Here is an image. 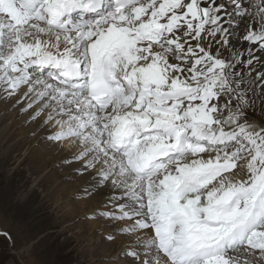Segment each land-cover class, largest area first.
I'll use <instances>...</instances> for the list:
<instances>
[{"label": "snow or ice", "instance_id": "snow-or-ice-1", "mask_svg": "<svg viewBox=\"0 0 264 264\" xmlns=\"http://www.w3.org/2000/svg\"><path fill=\"white\" fill-rule=\"evenodd\" d=\"M230 4L0 0V92L99 165L134 264H264V0Z\"/></svg>", "mask_w": 264, "mask_h": 264}, {"label": "rangeland", "instance_id": "rangeland-1", "mask_svg": "<svg viewBox=\"0 0 264 264\" xmlns=\"http://www.w3.org/2000/svg\"><path fill=\"white\" fill-rule=\"evenodd\" d=\"M10 98L11 101L0 92V264H134L133 258L126 255L125 251L134 243L135 236L119 231L125 226V221H117L100 214L110 208L90 209L95 211L96 217L89 215L84 210V205H81L75 216L66 213V208H58L60 205H72L75 201L89 200L97 188H101H92L91 184L87 189L81 190V193L72 192L67 196V189L59 187L61 182L65 186L69 182L77 184L94 172V169L84 167L83 160L75 159L81 150L73 149L78 140L50 139L58 128L53 122H44L47 112L32 119L40 104L22 111L29 102L19 97L17 101L20 102L14 105L12 97ZM18 120L19 129L21 127L24 130L22 123L28 131H23L25 135H15L4 145L2 139L7 135L6 131L15 129L12 124ZM47 144L53 150L51 155L54 160L44 165L43 169L37 170V173L32 167L35 163L39 166L43 162L39 152L48 151L50 147ZM8 151L11 154L6 158ZM50 169H58V176L45 180L44 176ZM96 184L97 182L94 183ZM85 190L91 194L86 195ZM60 191L66 195L59 199L55 194ZM81 210L84 211L80 213ZM98 217L106 219L103 226L105 229L99 233L94 232L87 223V220H97ZM4 233L8 234L7 237ZM110 235L114 239H108ZM117 237H123V240L130 242L125 247H113L112 254H109L111 250H105L98 245L100 239L112 244Z\"/></svg>", "mask_w": 264, "mask_h": 264}, {"label": "bare ground", "instance_id": "bare-ground-1", "mask_svg": "<svg viewBox=\"0 0 264 264\" xmlns=\"http://www.w3.org/2000/svg\"><path fill=\"white\" fill-rule=\"evenodd\" d=\"M225 1L227 3H225ZM218 2H223L225 5H227V7L229 8V11H232V8H231V4H230V0H218ZM253 2V0H245V3L246 4H251ZM258 2V0H257ZM235 19L239 22L240 21V18L239 17H235ZM244 28V24L241 23L240 24V27L239 28H234L233 31L237 34L236 37H233V40L232 42L237 44L238 47H248L247 43H243L241 44V42L239 41L238 37H239V34L240 32L243 30ZM258 56H261V57H264V52H258L257 53ZM258 68H260V66H258ZM261 70H264V68H261ZM255 75V73H253V76ZM26 91V88H21L19 90V92H17L15 95L12 96V100H13V103L14 105H16L18 102H17V99L19 97H22L24 96V92ZM2 95V94H1ZM10 101H11V98H9ZM27 100V103L29 102V99L28 98H24ZM9 101V100H8ZM20 101V100H19ZM5 102V100H4ZM7 104V103H6ZM5 105V104H4ZM9 106V105H8ZM37 108V106H36ZM15 115H17V113L14 112ZM45 115H47V113H45ZM12 116V115H11ZM16 117V116H14ZM250 118H254L256 120L259 119V117H257L255 114L253 113H250L249 114V119ZM7 119V118H6ZM19 120L18 121H14L13 124H12V128L16 127L15 129H9L8 131H6L7 135L5 137H3V143L4 145L8 144L9 143V140H11L15 135H19L20 133L25 135L24 132H27L28 130L26 129V127L21 123V126L22 128L24 127V130L19 129ZM42 123V122H41ZM54 123V122H53ZM11 124V123H10ZM9 124V125H10ZM38 124H35V126H37ZM35 129V127H34ZM6 130V129H5ZM24 131V132H23ZM2 133V132H0ZM45 132H43L44 134ZM69 140V139H68ZM1 142V141H0ZM68 143V142H67ZM16 144V143H15ZM14 144V145H15ZM19 144V143H18ZM14 145L12 146V149H14ZM46 145V144H45ZM53 144H51L52 146ZM79 141L74 145L73 149L75 150H80L81 149V146H79ZM48 146V144H47ZM6 147V146H5ZM50 147V146H48ZM49 150L48 151H40L39 152V157L42 159V163L41 165L37 166L36 163L35 165L32 167L33 171L37 172V170H41L43 169L44 165L46 164H49V162H53V156L51 155V153L53 152L52 148H48ZM11 154V151H8L7 154H6V158H8V156ZM34 155V153H33ZM69 154H67L68 156ZM36 162V161H35ZM99 169V165H97L96 169H94L91 174V176H87L86 178H84L82 181H80L79 183L75 184V183H67V186L65 185H62V182L59 183V187L61 186L64 187V189L67 191V196L68 194H71L72 192H75V193H78L79 192L81 193V190H84L85 188L87 189L89 186L88 185H91L95 182H97V170ZM58 169H50V171L48 172V174H46V176H44V179L45 180H50L49 178L51 176H53V178H55V176L57 177L58 176ZM38 173V172H37ZM7 175V174H6ZM71 175V174H70ZM74 175V174H72ZM93 175V176H92ZM85 181V182H84ZM44 184V183H43ZM57 194H55L57 197L56 198H59L66 195V193L64 194L63 191H60V192H56ZM49 194V193H48ZM113 191L108 188V187H101V188H97V190L95 191V194L93 196L90 197L89 200H85L83 202H80V201H75V203H73L72 205L70 204H67V205H60L58 208H62V210H64V208H66L64 211L66 213H69L71 214L72 216H75L78 212H79V208L81 207V205H84V210L87 212L88 211V214L91 215V216H95L96 213H94L95 211H90V209H95V210H104V208L106 209H109L110 208V205H109V198L111 196H113ZM115 195H121V193L119 192H116ZM51 197V196H50ZM84 200V199H83ZM86 202V203H85ZM52 203V202H51ZM107 206V207H106ZM89 208V209H88ZM84 210H81L80 213H82ZM62 212V211H61ZM96 217V216H95ZM106 219L105 218H101V217H98L97 220H87V223H89L91 225V228L94 229V232H103V230L105 229L104 224L106 223L105 221ZM129 221H125V223H128ZM84 223V222H83ZM121 225V224H119ZM124 225V224H122ZM87 228V227H86ZM106 233V231L104 232ZM110 234V233H108ZM133 236V235H132ZM131 237V236H130ZM123 238V237H122ZM122 238L120 237H117L113 243H106L104 242L102 239L99 240V243L98 245L101 246L103 249L105 250H111V252L109 254H112L113 251H114V248L113 247H117L119 245H122V246H126V243H129L130 239L128 240L129 242L123 240ZM126 238V237H125ZM114 239V238H113ZM132 239V238H131ZM133 244V242H132ZM97 245V246H98ZM96 246V245H95ZM98 246V247H99ZM127 248V247H126ZM103 253V252H102ZM102 255V254H101Z\"/></svg>", "mask_w": 264, "mask_h": 264}]
</instances>
